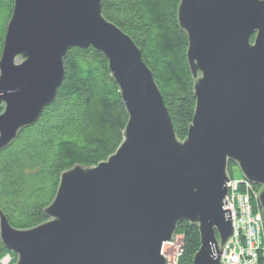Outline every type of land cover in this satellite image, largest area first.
I'll list each match as a JSON object with an SVG mask.
<instances>
[{
	"label": "water",
	"instance_id": "1",
	"mask_svg": "<svg viewBox=\"0 0 264 264\" xmlns=\"http://www.w3.org/2000/svg\"><path fill=\"white\" fill-rule=\"evenodd\" d=\"M177 19L195 97L183 140L140 49L103 16L101 0H13L0 55V150L52 103L72 47L105 56L127 112L106 160L61 173L45 221L20 229L0 210L14 264H166L162 246L184 220L200 234L192 264H226L230 164L260 187L264 225V0H179Z\"/></svg>",
	"mask_w": 264,
	"mask_h": 264
},
{
	"label": "trees",
	"instance_id": "2",
	"mask_svg": "<svg viewBox=\"0 0 264 264\" xmlns=\"http://www.w3.org/2000/svg\"><path fill=\"white\" fill-rule=\"evenodd\" d=\"M178 3L101 0V12L140 49L175 135L183 140L192 121L195 97L186 59L187 36L177 19ZM12 8L13 0H0V55ZM63 65L64 78L52 103L0 150V210L16 228H30L48 218L44 209L53 200L63 171L75 165L95 166L123 139L127 112L105 56L92 46L72 47ZM177 236L180 250L176 264H192L200 247L197 225L179 222ZM5 256H9L7 263L2 261ZM16 259L0 239V264H14Z\"/></svg>",
	"mask_w": 264,
	"mask_h": 264
},
{
	"label": "built area",
	"instance_id": "3",
	"mask_svg": "<svg viewBox=\"0 0 264 264\" xmlns=\"http://www.w3.org/2000/svg\"><path fill=\"white\" fill-rule=\"evenodd\" d=\"M226 186L228 192L224 198L227 203L222 209H230L233 232L221 249L220 261L226 264H264V225L256 196L260 187L231 174Z\"/></svg>",
	"mask_w": 264,
	"mask_h": 264
},
{
	"label": "rangeland",
	"instance_id": "4",
	"mask_svg": "<svg viewBox=\"0 0 264 264\" xmlns=\"http://www.w3.org/2000/svg\"><path fill=\"white\" fill-rule=\"evenodd\" d=\"M231 172H232V175L233 177L235 178H240L242 177V174L240 172V169L237 165H232V169H231ZM179 238L177 236V238L173 237V239L171 241H168V242H165L162 246V253L163 255L165 256L166 258V264H176V258L177 256L179 255V250L178 249V241H179ZM2 261L4 263H7L9 261V256H5Z\"/></svg>",
	"mask_w": 264,
	"mask_h": 264
}]
</instances>
